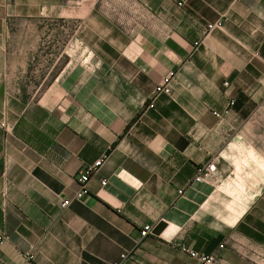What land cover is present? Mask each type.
Wrapping results in <instances>:
<instances>
[{
  "label": "crops",
  "instance_id": "1",
  "mask_svg": "<svg viewBox=\"0 0 264 264\" xmlns=\"http://www.w3.org/2000/svg\"><path fill=\"white\" fill-rule=\"evenodd\" d=\"M262 134L264 0H0V264H264Z\"/></svg>",
  "mask_w": 264,
  "mask_h": 264
},
{
  "label": "built area",
  "instance_id": "2",
  "mask_svg": "<svg viewBox=\"0 0 264 264\" xmlns=\"http://www.w3.org/2000/svg\"><path fill=\"white\" fill-rule=\"evenodd\" d=\"M223 22L221 20H218L216 22H212L207 24L206 31H205V37H207L212 30L216 28H222ZM199 43L195 42V45L197 46ZM177 72L176 71H170L168 74H166L162 80L157 84L154 93L152 95V102L149 104V107H154V100L155 98L160 94H170L171 93V86L176 78ZM234 102H231V105ZM216 115L220 116L218 112H214ZM1 126L6 127V122H2ZM105 160V156L99 158L96 160L92 165L85 166L80 170L78 173V180L81 183L80 189L74 194L73 197L65 198L61 202L62 207H66L71 204L73 200H82L85 196V194L88 193L87 189V182L90 180V178L99 171L101 166L103 165ZM223 177L222 170L218 167V162L216 160H212L210 163L200 167L196 177L195 181L197 182H216L219 183ZM107 180L103 179L102 183L106 184ZM180 192L182 193L183 190L181 189ZM154 226L151 224H146L142 231L141 235L143 237H146L150 234H153ZM7 239L6 235L0 234V243L4 242ZM173 244L177 246L181 251L189 254L191 257L196 258L201 262V264H217L219 262V252H212V253H204L199 252L195 249H192L187 243H185L182 240H174ZM220 248L224 247V243L220 244ZM29 259L33 258L32 254H29ZM131 259V255L127 252H124L121 255V258L113 262L111 264H128V261ZM34 264V263H32Z\"/></svg>",
  "mask_w": 264,
  "mask_h": 264
},
{
  "label": "rangeland",
  "instance_id": "3",
  "mask_svg": "<svg viewBox=\"0 0 264 264\" xmlns=\"http://www.w3.org/2000/svg\"><path fill=\"white\" fill-rule=\"evenodd\" d=\"M77 28H78V25H77ZM75 52H74V56H75V59L76 60H78V58H79V55H80V53L82 52V48H83V46H82V44H81V41L78 39V35H77V38H76V42H75ZM43 75V77H45V84L46 83H48L49 81H50V79H51V77H53V76H56V75H59V74H49V76L46 78V75L47 74H42ZM53 75V76H52ZM35 78H34V74H32V78H31V80H34ZM259 143L261 144V145H264V134H262L261 136H260V138H259Z\"/></svg>",
  "mask_w": 264,
  "mask_h": 264
},
{
  "label": "water",
  "instance_id": "4",
  "mask_svg": "<svg viewBox=\"0 0 264 264\" xmlns=\"http://www.w3.org/2000/svg\"><path fill=\"white\" fill-rule=\"evenodd\" d=\"M162 230H163V227L161 225H158L155 227L154 233L160 234Z\"/></svg>",
  "mask_w": 264,
  "mask_h": 264
}]
</instances>
